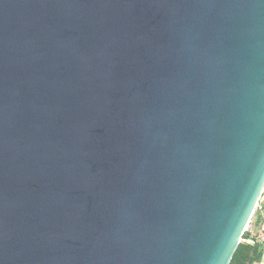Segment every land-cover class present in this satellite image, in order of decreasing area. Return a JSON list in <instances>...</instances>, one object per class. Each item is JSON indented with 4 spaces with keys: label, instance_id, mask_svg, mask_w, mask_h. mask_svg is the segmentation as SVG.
Returning <instances> with one entry per match:
<instances>
[{
    "label": "water",
    "instance_id": "95a60500",
    "mask_svg": "<svg viewBox=\"0 0 264 264\" xmlns=\"http://www.w3.org/2000/svg\"><path fill=\"white\" fill-rule=\"evenodd\" d=\"M264 190V0H0V264H229Z\"/></svg>",
    "mask_w": 264,
    "mask_h": 264
},
{
    "label": "trees",
    "instance_id": "16d2710c",
    "mask_svg": "<svg viewBox=\"0 0 264 264\" xmlns=\"http://www.w3.org/2000/svg\"><path fill=\"white\" fill-rule=\"evenodd\" d=\"M258 218L252 223V229H257ZM263 245L257 243L255 245L240 242L229 264H257L262 261Z\"/></svg>",
    "mask_w": 264,
    "mask_h": 264
},
{
    "label": "built area",
    "instance_id": "2783aa9c",
    "mask_svg": "<svg viewBox=\"0 0 264 264\" xmlns=\"http://www.w3.org/2000/svg\"><path fill=\"white\" fill-rule=\"evenodd\" d=\"M254 219L252 218L250 225L245 230V232L242 234V236L239 238V242L243 243H249L252 245H255L257 243H261L263 245L264 243V190L256 204L255 213H254ZM258 218V228L252 229V224L255 222V218ZM261 263V262H260ZM257 263V264H260Z\"/></svg>",
    "mask_w": 264,
    "mask_h": 264
},
{
    "label": "rangeland",
    "instance_id": "374dc122",
    "mask_svg": "<svg viewBox=\"0 0 264 264\" xmlns=\"http://www.w3.org/2000/svg\"><path fill=\"white\" fill-rule=\"evenodd\" d=\"M253 219H254V217H253ZM252 224V223H251ZM263 249H264V243H263ZM260 264H264V251H263V257H262V261H261V263Z\"/></svg>",
    "mask_w": 264,
    "mask_h": 264
}]
</instances>
